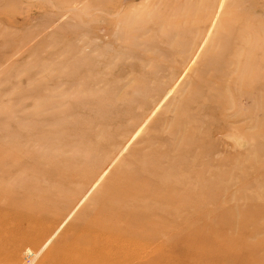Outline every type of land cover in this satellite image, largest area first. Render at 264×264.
I'll list each match as a JSON object with an SVG mask.
<instances>
[{"label": "rangeland", "instance_id": "obj_1", "mask_svg": "<svg viewBox=\"0 0 264 264\" xmlns=\"http://www.w3.org/2000/svg\"><path fill=\"white\" fill-rule=\"evenodd\" d=\"M0 264H264V0H0Z\"/></svg>", "mask_w": 264, "mask_h": 264}, {"label": "bare ground", "instance_id": "obj_2", "mask_svg": "<svg viewBox=\"0 0 264 264\" xmlns=\"http://www.w3.org/2000/svg\"><path fill=\"white\" fill-rule=\"evenodd\" d=\"M114 216H116V215H114ZM117 218H118V217H117ZM120 226H121V225H120ZM142 227H143V226H142ZM119 228H120V227H119ZM106 229H107V228H106ZM110 230H111V229H110ZM140 233H141V232H140ZM101 234H102V233H101ZM129 234H130V233H129ZM104 236H105V235H104ZM145 236H146V235H145ZM150 237H151V236H150ZM150 237H149V238H150Z\"/></svg>", "mask_w": 264, "mask_h": 264}]
</instances>
